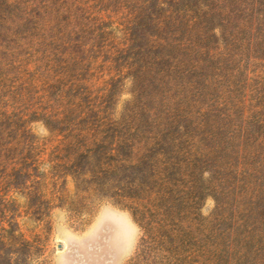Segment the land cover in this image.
I'll list each match as a JSON object with an SVG mask.
<instances>
[{
	"label": "rangeland",
	"instance_id": "374dc122",
	"mask_svg": "<svg viewBox=\"0 0 264 264\" xmlns=\"http://www.w3.org/2000/svg\"><path fill=\"white\" fill-rule=\"evenodd\" d=\"M169 1L0 0V264H264V0Z\"/></svg>",
	"mask_w": 264,
	"mask_h": 264
},
{
	"label": "trees",
	"instance_id": "16d2710c",
	"mask_svg": "<svg viewBox=\"0 0 264 264\" xmlns=\"http://www.w3.org/2000/svg\"><path fill=\"white\" fill-rule=\"evenodd\" d=\"M169 3L171 5H182L181 6V9H179L177 11L182 12V13H185V14L192 13L193 15H195L196 20L198 22H201V23H203L205 25V27H206V29L208 31L211 28L212 29L216 28V25H213L214 23L212 21L211 16L207 15V12H206L207 9H210L211 10V7H210V4H209V1L208 0L207 1H205V0H174V1H169ZM134 35H136V33L133 30V36ZM163 42L164 43H163L162 47H164L165 48L164 51H166L167 48H168L167 46H169V45L166 43L165 40ZM170 58H171L170 54H167V56H163L161 60L167 61ZM262 128H264V127H262ZM96 143L97 144H95L94 147H92L90 149H87L88 150L87 151L88 152L87 159H89V160H94V159H96L97 157H99V156H101L103 154L104 155L105 154L106 155L108 154V156L111 157V158L121 157L122 152H124V150H122V148L119 147V146L117 148L113 149V151H111L110 153L103 152V150H100V148L103 147L104 145L101 142L100 143L99 142H96ZM130 148H131V151L134 150L132 148V146ZM149 151L150 150L147 149V152H149ZM130 153L131 154H134L132 152H130ZM111 154H113V155H111ZM81 156L82 155H80V157ZM145 157H146V155H141L139 157L134 156L132 158V161H130V162L128 161V167L130 169H132L133 173L136 174V176L133 179H130V177H127V180L125 179V183L122 184L123 186L129 185L130 182H131L132 183V188L134 187V189H138L139 186H142L143 185V182L139 181L137 179V177L140 176L139 175V171H140L143 163L146 161L145 160L146 159ZM122 167L123 166H121V163H117V165H114L112 167H109L108 169H104L103 171L106 172V174H107L108 172L114 171V170H111V168L120 171ZM109 170H111V171H109ZM114 172L117 173V171H114ZM120 174L122 175L121 172H120ZM120 179H121V177L116 178V179H113L112 182H111V184H116ZM100 190H101V187H100ZM116 190H118V188ZM121 190L124 191V192L126 191L125 189H119L118 192H121ZM129 198H133V199L138 200V199H140V196H129ZM155 201H156V199L154 201H148V202L155 203ZM151 206L152 205L145 206L147 208L144 209V212L139 211V215L141 217H143V218H147V215H148L147 211L149 212V211L152 210L150 208ZM134 211H135L134 213H135V217H136V211H138V210L134 209ZM145 214H146V217H145ZM140 221H142V220H140ZM145 222H147L146 219H145ZM147 224H149V223H145L146 226L143 227L145 229V233H146L145 240H144V238L142 239L144 242L146 241V239H148V238H150V236H152V235H150V231L153 230V232H154V230L157 229V227H155L153 225L150 226V225H147Z\"/></svg>",
	"mask_w": 264,
	"mask_h": 264
}]
</instances>
